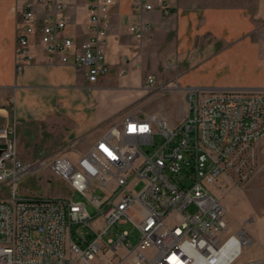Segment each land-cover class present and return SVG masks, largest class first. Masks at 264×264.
<instances>
[{
	"label": "built area",
	"instance_id": "1",
	"mask_svg": "<svg viewBox=\"0 0 264 264\" xmlns=\"http://www.w3.org/2000/svg\"><path fill=\"white\" fill-rule=\"evenodd\" d=\"M113 2L87 0V36L77 40L66 32L67 0H15V71L33 60L31 39L37 37L49 62L84 69L90 82L107 74ZM146 28L128 27L135 39ZM154 82L148 75L143 87L150 90ZM184 98L179 122L124 112L117 122L108 119L76 157L23 163L16 159V122L1 124L0 184L10 183L11 194L0 199V264H93L96 258L102 264H264V253L239 260L250 239L243 228L229 230L214 192L220 183L244 182L258 170L264 91L191 85L184 87ZM43 165L85 195L92 209L69 196L17 195L16 180ZM122 223L130 229H120ZM73 225L88 230L73 238ZM106 252L114 263L101 260Z\"/></svg>",
	"mask_w": 264,
	"mask_h": 264
},
{
	"label": "crops",
	"instance_id": "2",
	"mask_svg": "<svg viewBox=\"0 0 264 264\" xmlns=\"http://www.w3.org/2000/svg\"><path fill=\"white\" fill-rule=\"evenodd\" d=\"M199 1L202 0H141L153 5L146 10L136 0H114L105 47L110 71L90 82L84 69L49 62L37 37L31 39L33 60L17 73L14 65L15 0H0L1 119L11 118L18 127L32 121L42 122L47 144L59 147L74 142L97 129L102 122L120 118L124 112L143 115L142 108L136 106L138 101L155 98L162 90L159 86L163 81L158 77L159 82L150 90L144 88L142 67L160 73L153 64L150 66V60L175 59L177 54L180 58L173 62L176 72H168L164 82L171 83L176 78L183 87L263 91L264 0H254L251 7L199 4ZM67 2L66 32L82 40L87 36V0ZM132 24L147 26L140 39H135L129 31ZM124 58L130 61L125 63ZM122 68L126 72L120 74ZM176 90L184 96V90ZM94 104L97 107L85 112L86 106ZM185 107L183 100L178 107L179 120ZM66 114H76L77 124L72 128L66 126L60 132L52 123ZM159 116L165 119L164 115ZM261 143L264 145V136ZM109 254L106 252L100 258ZM129 263L127 259L124 264Z\"/></svg>",
	"mask_w": 264,
	"mask_h": 264
},
{
	"label": "rangeland",
	"instance_id": "3",
	"mask_svg": "<svg viewBox=\"0 0 264 264\" xmlns=\"http://www.w3.org/2000/svg\"><path fill=\"white\" fill-rule=\"evenodd\" d=\"M254 0H202L199 4H237L242 6H252ZM172 51L169 52L172 55ZM182 56V55H181ZM180 55L177 54L175 59L170 58L169 60L164 59H152L150 60V66L154 65L157 70L146 69L142 67L141 83L142 85L146 82L148 74H153L154 85L158 83L159 78L162 83V87L159 86V93L155 98H151L146 101H138L137 107L142 108L143 115L149 116L164 115L165 120L168 123L175 124L179 122L180 113L178 110L179 105L182 101H185L184 96L179 93L176 87L184 90L183 86H179V82L174 78L171 83L164 82L166 74L176 72L173 68V62L178 61ZM144 65V64H143ZM128 67H126L127 69ZM151 73H148L150 71ZM125 73V72H124ZM159 77V78H158ZM187 87V86H185ZM264 91V90H263ZM95 103V102H94ZM92 104V103H91ZM90 105V104H89ZM85 106V105H84ZM94 106H86L85 112H89ZM84 108V107H83ZM9 111L12 112L11 103H9ZM11 118L7 121H10ZM78 117L76 114L72 115H61L58 119L53 122L54 127H59L58 130L61 132L65 130V127L72 128L77 124ZM117 122L119 118L110 119ZM107 121V120H106ZM94 131L87 133L77 139L74 142L66 143L57 147V145L47 144L45 142L46 133L42 131V122L32 121L24 124L21 127L16 126V159L23 163L35 162L40 158L51 159L55 155H69L72 157L79 156L85 152L89 146L93 143L100 131L104 128V123ZM5 123V120L1 119L0 125ZM256 158L258 170L246 181L234 184L231 181H225L214 187V192L220 197L222 204L225 208V218L229 223V230L236 231L238 228H243L245 233L250 239L247 245H244L241 249L239 260L246 261L253 258H259L264 253V145L258 141L256 145ZM15 190L17 195L25 196H49V197H65L69 196L73 201H82L86 204L88 209H92L85 195L77 191H72L66 181L60 177L54 175L46 165L39 166L36 169L28 171L20 176L15 182ZM11 194L10 183L0 184V199H8ZM100 220L94 221V224H98ZM120 229H130V225L122 223ZM87 227L72 226V237L74 238L80 232L87 231ZM137 234L132 244L135 243ZM99 260V259H98ZM94 259L93 264H102L100 260ZM105 261V259H101ZM108 262H115L116 259L113 256L107 257ZM74 264H79L76 261Z\"/></svg>",
	"mask_w": 264,
	"mask_h": 264
}]
</instances>
